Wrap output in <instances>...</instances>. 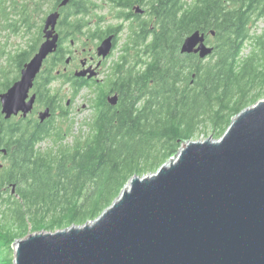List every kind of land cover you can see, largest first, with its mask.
<instances>
[{"label":"trees","instance_id":"trees-1","mask_svg":"<svg viewBox=\"0 0 264 264\" xmlns=\"http://www.w3.org/2000/svg\"><path fill=\"white\" fill-rule=\"evenodd\" d=\"M62 2L24 0V13L15 15L10 3L21 2L0 0V29L24 30L28 38L27 48L8 56L15 72L2 74L0 94L20 79L44 42L46 15ZM136 5L144 15H131ZM61 12L62 39L35 82L34 113L8 121L0 102V147L7 150L0 169V264H15L13 245L29 234L94 222L132 178L155 174L188 142L220 140L239 114L264 100V33L254 32L264 20V0H70ZM121 31L126 38L116 41L120 53L102 80L65 73L69 41L85 37L94 44ZM196 32L213 49L207 59L182 53ZM64 90L71 91L67 102ZM84 90L92 116L87 131L74 136L69 106ZM113 96L116 106L108 101ZM46 109L52 116L41 123L36 115Z\"/></svg>","mask_w":264,"mask_h":264},{"label":"water","instance_id":"water-1","mask_svg":"<svg viewBox=\"0 0 264 264\" xmlns=\"http://www.w3.org/2000/svg\"><path fill=\"white\" fill-rule=\"evenodd\" d=\"M60 18H46L44 43L0 94L5 120L33 113L35 82L59 48ZM205 39L191 35L182 53L207 59L213 49ZM112 47L113 37L103 41L99 56ZM75 76L97 77L89 69ZM108 101L116 106L118 98ZM51 116L46 109L39 120ZM1 154L7 150L0 147ZM15 251V264H264V100L239 114L220 140L188 142L155 174L132 178L94 222L29 234Z\"/></svg>","mask_w":264,"mask_h":264},{"label":"rangeland","instance_id":"rangeland-1","mask_svg":"<svg viewBox=\"0 0 264 264\" xmlns=\"http://www.w3.org/2000/svg\"><path fill=\"white\" fill-rule=\"evenodd\" d=\"M108 10L104 11L103 14H105L109 18V22L117 23L114 19L111 18L110 14H108ZM48 14L46 15V17ZM18 18V16H17ZM254 32L256 34H263L264 33V20L260 21L255 28ZM127 35V31L124 32L123 40L124 42ZM122 45V43H121ZM120 45V46H121ZM28 46V38H24V30H21V34L14 35L9 30L0 29V77H2L3 73H6L7 75H10L13 77L12 73L15 72V69L11 66L9 62V55L13 54L15 55L19 50L27 48ZM89 49V48H88ZM3 52H5V55H1ZM247 52V51H246ZM120 53V50L117 49L115 51L114 57L110 61H114L117 59L118 55ZM105 71V70H104ZM104 77V74L100 75L98 77L99 80H102ZM4 82L3 79H0V83ZM61 81H58L55 84V87H60ZM68 88V87H67ZM66 88V89H67ZM66 93L68 92V97L66 99V102L68 99L71 98V91L70 90H64ZM90 95V90H84L82 91L71 103L69 106V118L70 121L73 122V135H77L82 129L84 131H87V127H85V122L89 121L92 116V109L90 107V102L88 101V96ZM72 99V98H71ZM73 137L70 135L68 137V142H72ZM199 141H205V137H202ZM50 142H46L42 145V148L46 149L50 146ZM0 164L3 165L4 161L0 159ZM2 208L0 207V218L2 214ZM13 250L16 252V243L13 245Z\"/></svg>","mask_w":264,"mask_h":264},{"label":"flooded vegetation","instance_id":"flooded-vegetation-1","mask_svg":"<svg viewBox=\"0 0 264 264\" xmlns=\"http://www.w3.org/2000/svg\"><path fill=\"white\" fill-rule=\"evenodd\" d=\"M17 1H20L21 5H17L15 8H13L12 7L13 5L10 3L11 8H9V11L11 13L13 12L15 15H19V14H21V12L24 13V0H17ZM61 4H60V6H58L56 11H52L48 14V16H49L50 14H52L54 12H59L61 14V18H60L59 22L61 21V19L63 17L61 9L65 8V7H61ZM132 9H133L132 11L130 9H127L126 11L129 12V10H130V13L133 12V14H131V15H135V14L136 15H144L145 14L144 9H143V13L137 11V5L134 6V8H132ZM134 19H135V17H132V19L127 20L125 22V24L128 26L131 22L134 21ZM123 29H124V27H123ZM57 32H58V28H57ZM122 32L123 31H121L119 34H113L112 33V34L106 36L102 41L95 40L94 44L91 41V39H87L85 37H82V42H78L76 44L74 41H69L71 46L68 49L69 54H68V59L66 62L67 67L64 69L65 73L66 74L73 73L74 75H76L77 72H81V71L89 69L91 71H94L96 73L97 77L102 75L104 73V70L106 69L108 63L110 62V60L113 58V56L115 54L116 41H119V39L122 37V35H123ZM111 37H113L112 50L107 55V57H105V58L100 57L99 52H98V48L103 43V41H105L106 39L111 38ZM61 39H62V36L60 35V41H61ZM44 41H45V37H44ZM64 44L66 45L67 42H65ZM68 60H69V63H68ZM95 79H98V78H95ZM38 113H37L36 117H38ZM2 157L3 156L1 154L0 159H2Z\"/></svg>","mask_w":264,"mask_h":264}]
</instances>
